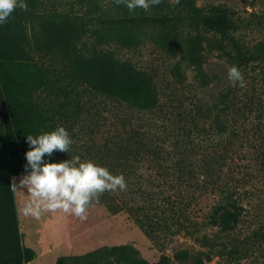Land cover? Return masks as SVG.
Wrapping results in <instances>:
<instances>
[{"label":"trees","instance_id":"16d2710c","mask_svg":"<svg viewBox=\"0 0 264 264\" xmlns=\"http://www.w3.org/2000/svg\"><path fill=\"white\" fill-rule=\"evenodd\" d=\"M230 1L162 0L129 12L115 0H25L26 11L16 8L0 24L1 65L12 48L21 60L31 52L50 55L64 71V83L58 77L50 84V116L37 100L48 86L44 70L34 88L20 78L0 84L7 173L0 181V264L30 261L19 252L9 177L26 172L27 136L58 127L73 143L45 162L79 156L122 174L126 190L106 191L95 205L126 214L149 238L181 235L207 248L175 252L178 263L202 264L205 254L209 262L214 243L205 229L231 232L250 215L258 220L255 238L264 241V95L256 93L264 76H243L245 87L229 84L215 94L210 86L219 77L203 70L206 51L239 70L264 66V0H238L239 9ZM146 42L172 63L164 81L108 49ZM181 66L194 76H179Z\"/></svg>","mask_w":264,"mask_h":264},{"label":"rangeland","instance_id":"374dc122","mask_svg":"<svg viewBox=\"0 0 264 264\" xmlns=\"http://www.w3.org/2000/svg\"><path fill=\"white\" fill-rule=\"evenodd\" d=\"M207 2L208 0H198L199 5H208ZM230 4L238 6L239 9L242 3L234 0L230 1ZM245 9L251 11L249 7ZM58 35L60 37V32H54L55 39ZM244 36L251 41L255 38L252 32L245 33ZM114 47L112 45L107 48H112L119 58L130 61L137 68L147 69L158 82L164 81L166 76H171V61L151 43H143L134 50L119 51ZM9 58L4 65H1L0 60V73L3 74L0 76V84L1 81L4 82L3 77L20 78L34 88L41 79L40 69L44 70L48 86L39 94L37 100L50 116L54 107L51 101L55 98L54 93L50 91V84L58 77L64 83L61 64H56L50 55L33 52L21 60L15 56L12 48H9ZM203 60L204 76L219 77V82L210 86L215 94L231 84L228 79L231 66L226 58L218 52L206 51ZM240 71L243 76H264V66L256 71H251L250 68ZM179 76H194V73L181 66ZM256 87V93L262 92L264 95V82H258ZM251 88L252 85L248 87L250 92ZM57 97L62 98V95ZM3 160L4 158H0V181L7 176ZM27 174L24 172L9 177V184L19 252L24 251V256L30 258V261L24 262L21 257H16L11 264H181L173 259L177 251L187 249L190 252H207V248H202L194 240L181 235L171 239H164L161 235L149 238L126 214L112 215L102 206L95 204L89 207L86 221L60 212L44 213L39 220L25 216L22 208L30 200V195L26 188L20 187V180ZM13 183L17 185L16 190H13ZM194 210L198 212L200 209L195 207ZM257 221L250 215L233 231L227 233L205 229L213 240L214 251L209 255H212L209 262L206 261V254L200 256L202 264H264V241H259L254 236L258 227ZM119 248L123 250H117ZM185 264L192 263L187 261Z\"/></svg>","mask_w":264,"mask_h":264},{"label":"clouds","instance_id":"9594fccd","mask_svg":"<svg viewBox=\"0 0 264 264\" xmlns=\"http://www.w3.org/2000/svg\"><path fill=\"white\" fill-rule=\"evenodd\" d=\"M161 2L115 0L117 5H125L129 12L137 8L148 11ZM172 2L179 4L180 0ZM16 8L26 11L25 0H0V24L6 23ZM228 79L232 86L245 87L243 74L237 66L229 68ZM27 142L31 149L25 154V171L28 174L20 180V187L26 188L30 195V200L22 208L25 216L39 220L44 213L60 212L86 221L89 207L99 204L103 193L125 191L127 188L122 174L113 175L92 161L81 162L79 156L59 163L45 162L43 158L51 157L54 152L69 153L73 141L64 127L38 136L28 135ZM12 187L16 190L17 185L13 183Z\"/></svg>","mask_w":264,"mask_h":264}]
</instances>
